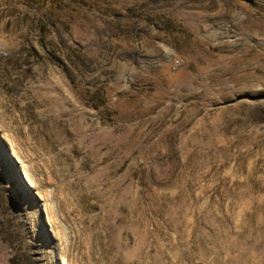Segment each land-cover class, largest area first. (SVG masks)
<instances>
[{
    "label": "rangeland",
    "instance_id": "rangeland-1",
    "mask_svg": "<svg viewBox=\"0 0 264 264\" xmlns=\"http://www.w3.org/2000/svg\"><path fill=\"white\" fill-rule=\"evenodd\" d=\"M0 264H264V0H0Z\"/></svg>",
    "mask_w": 264,
    "mask_h": 264
},
{
    "label": "trees",
    "instance_id": "trees-1",
    "mask_svg": "<svg viewBox=\"0 0 264 264\" xmlns=\"http://www.w3.org/2000/svg\"><path fill=\"white\" fill-rule=\"evenodd\" d=\"M92 107H94V106H92Z\"/></svg>",
    "mask_w": 264,
    "mask_h": 264
}]
</instances>
